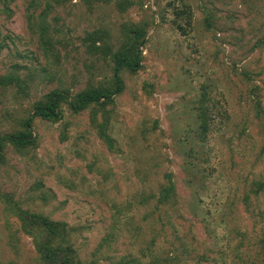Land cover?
<instances>
[{
    "label": "rangeland",
    "instance_id": "1",
    "mask_svg": "<svg viewBox=\"0 0 264 264\" xmlns=\"http://www.w3.org/2000/svg\"><path fill=\"white\" fill-rule=\"evenodd\" d=\"M32 1L0 0V137L31 119L37 141L24 153L6 143L0 158V264H40L11 202L66 223L80 264H263L264 0H187V18L173 0L53 3L55 63L28 27L46 6ZM126 23L147 37L142 69L122 73L125 91L106 107L110 151L89 110L65 100L53 122L34 109L53 91L111 85L110 59L83 38L104 31L116 49ZM203 88L215 107L205 139ZM167 175L175 197L157 206Z\"/></svg>",
    "mask_w": 264,
    "mask_h": 264
},
{
    "label": "trees",
    "instance_id": "2",
    "mask_svg": "<svg viewBox=\"0 0 264 264\" xmlns=\"http://www.w3.org/2000/svg\"><path fill=\"white\" fill-rule=\"evenodd\" d=\"M173 1L174 4L179 3L182 6L181 9L179 7L176 8L175 15L177 17H190L187 0ZM43 2H46V6L39 8L37 18L33 14L36 12L31 13L28 27L32 34L38 36L40 48L43 51L45 59L55 63L57 60L60 61L59 42L50 34L47 17L54 7L53 3L61 4L64 0H33L31 6L36 10L37 5ZM125 4H127L126 1L118 4L121 11L127 10ZM175 24H178V22L176 21ZM179 28L182 29V26L179 25ZM121 35L122 41L116 49L111 43L106 41L108 35L104 31H93L83 38L84 46L89 54L110 59L114 72V79L111 85H89L72 98L64 92L53 91L47 95L45 102L36 104L34 109L35 114L41 119L58 122L62 119L61 106L65 100L74 114L89 110L91 112L90 119L92 126L96 129L99 138L107 144L110 151H113L114 140L109 134L111 118L106 107L113 103L116 96L125 91V81L122 73L126 70L131 74H136L142 69L144 60L143 48L147 32L146 28L138 23H126L121 28ZM21 81L20 77L13 78L12 76H7L2 78L1 84L10 86L16 82L19 85ZM202 91V99L197 107L200 121L198 135L201 139H205L210 132V124L212 125L213 122L212 114L215 107L212 104H208L210 101L208 100L205 88ZM208 111L212 114L209 115ZM100 112L103 114H100ZM262 113H264V110H262ZM22 128L19 132L0 137V158L3 156V149L6 143H10L21 153L37 148V141L32 132V120H25ZM166 177L168 185L162 188L160 196L157 199V206L170 205L171 199L175 195V185L172 181V176L167 175ZM262 187H264V183H260L259 190H262ZM260 192L258 191L256 194ZM9 206L21 218L23 231L32 239L36 253L39 256L40 264H80L77 252L69 240V230L66 223L55 221L41 213L24 210L17 205H13V202ZM259 244L260 252H262L261 255L264 257V240L259 242ZM171 260L174 261L173 259Z\"/></svg>",
    "mask_w": 264,
    "mask_h": 264
}]
</instances>
